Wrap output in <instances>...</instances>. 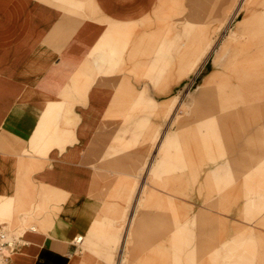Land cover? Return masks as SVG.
<instances>
[{
  "label": "rangeland",
  "instance_id": "rangeland-1",
  "mask_svg": "<svg viewBox=\"0 0 264 264\" xmlns=\"http://www.w3.org/2000/svg\"><path fill=\"white\" fill-rule=\"evenodd\" d=\"M37 1L77 24L92 10L91 0ZM118 68L135 96L98 166L118 179L77 243L84 260L264 264V96L243 102L234 89L237 102H205L218 83L264 82V0H157L140 23H109L72 93ZM45 105L33 142L44 152L60 143L63 112ZM7 195L0 225L15 230Z\"/></svg>",
  "mask_w": 264,
  "mask_h": 264
},
{
  "label": "crops",
  "instance_id": "crops-1",
  "mask_svg": "<svg viewBox=\"0 0 264 264\" xmlns=\"http://www.w3.org/2000/svg\"><path fill=\"white\" fill-rule=\"evenodd\" d=\"M91 1L90 15L77 24L37 0H0V195L8 191L12 221L19 220L14 229L22 227L25 242L9 264L99 262L84 260L73 239L88 236L117 182L116 173L98 166L135 92L125 68L98 75L80 98L73 83L109 23H140L156 13L157 0ZM235 85L243 102L264 96V82ZM236 86H212L205 102H237ZM48 102L62 103V130L60 143L44 152L33 142Z\"/></svg>",
  "mask_w": 264,
  "mask_h": 264
},
{
  "label": "built area",
  "instance_id": "built-area-1",
  "mask_svg": "<svg viewBox=\"0 0 264 264\" xmlns=\"http://www.w3.org/2000/svg\"><path fill=\"white\" fill-rule=\"evenodd\" d=\"M21 233L22 230L15 231L7 224L0 225V264H9L11 256L25 246Z\"/></svg>",
  "mask_w": 264,
  "mask_h": 264
},
{
  "label": "bare ground",
  "instance_id": "bare-ground-1",
  "mask_svg": "<svg viewBox=\"0 0 264 264\" xmlns=\"http://www.w3.org/2000/svg\"><path fill=\"white\" fill-rule=\"evenodd\" d=\"M242 65V64H241ZM244 65V64H243ZM245 66V65H244ZM248 66V65H247ZM242 68H243V66H242ZM257 68V67H256ZM239 69V68H238ZM237 70V69H236ZM254 71H256V70H254ZM237 72H235V74H236ZM222 82V81H221ZM224 82V81H223ZM240 82V81H239ZM238 83V82H237ZM231 84V83H230ZM240 83H238V85H239ZM234 86H236V85H234ZM237 87V86H236ZM244 87V86H243ZM238 91H239V89H238V87L236 88ZM247 89V88H246ZM246 91V90H245ZM219 93H220V91H219ZM222 93V92H221ZM251 93V92H250ZM249 94V93H248ZM247 97H248V95H247ZM247 97H245V98H247ZM221 100H222V98H221ZM237 100V99H236ZM247 101V100H246ZM215 102V101H214ZM6 222H2L1 224H5ZM33 230L34 228H30V230ZM74 240L76 241V243H80L81 241H82V237H75L74 238Z\"/></svg>",
  "mask_w": 264,
  "mask_h": 264
}]
</instances>
